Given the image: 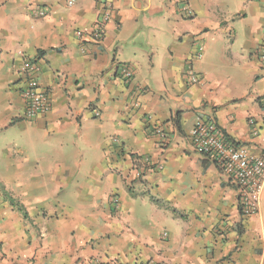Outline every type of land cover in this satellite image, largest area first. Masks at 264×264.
Here are the masks:
<instances>
[{
    "label": "crops",
    "instance_id": "0c3cea01",
    "mask_svg": "<svg viewBox=\"0 0 264 264\" xmlns=\"http://www.w3.org/2000/svg\"><path fill=\"white\" fill-rule=\"evenodd\" d=\"M110 1L97 42L78 33L101 20L99 0H0V132L26 141L23 158L8 153L0 264H264V183L243 215L190 138L213 119L264 156V0ZM27 59L52 102L31 120ZM189 63L202 83H187Z\"/></svg>",
    "mask_w": 264,
    "mask_h": 264
},
{
    "label": "built area",
    "instance_id": "2783aa9c",
    "mask_svg": "<svg viewBox=\"0 0 264 264\" xmlns=\"http://www.w3.org/2000/svg\"><path fill=\"white\" fill-rule=\"evenodd\" d=\"M103 4V14L94 28L90 31L79 32L83 40L101 41L104 38V27L112 18L113 5L110 0H99ZM72 3V1L70 2ZM46 10H40L39 15L44 16ZM204 45L199 46L196 59L202 57ZM255 54L259 56L264 65V44L260 45ZM22 72L26 75V85L22 90L25 102V118L31 120L37 115L48 113L52 109L49 92L41 89L36 77L39 71L37 62L27 59L22 66ZM127 81L133 78V72L129 66L120 68ZM187 83L191 85L202 83V76L194 69L193 63H189L186 69ZM163 140L167 135L163 127L156 126L153 129ZM192 144L197 152L212 157L221 170L229 177L238 188L240 207L242 214L253 216L259 212L264 183V156L251 155L242 146H237L227 140L221 129L213 119L198 118L190 131ZM117 203V201H115ZM117 206V204H115Z\"/></svg>",
    "mask_w": 264,
    "mask_h": 264
},
{
    "label": "rangeland",
    "instance_id": "374dc122",
    "mask_svg": "<svg viewBox=\"0 0 264 264\" xmlns=\"http://www.w3.org/2000/svg\"><path fill=\"white\" fill-rule=\"evenodd\" d=\"M16 133L19 134V132ZM6 140L11 141L6 143ZM24 146H26V141L17 134H3L0 132V192L4 191V195H9V192L6 191L12 188L14 176L10 175L11 172L7 168L11 163V160L8 159V153L12 154V160L23 158L25 156L24 151H26Z\"/></svg>",
    "mask_w": 264,
    "mask_h": 264
},
{
    "label": "trees",
    "instance_id": "16d2710c",
    "mask_svg": "<svg viewBox=\"0 0 264 264\" xmlns=\"http://www.w3.org/2000/svg\"><path fill=\"white\" fill-rule=\"evenodd\" d=\"M174 121H175L176 125L180 128V126H181V123H180V112L175 117Z\"/></svg>",
    "mask_w": 264,
    "mask_h": 264
}]
</instances>
